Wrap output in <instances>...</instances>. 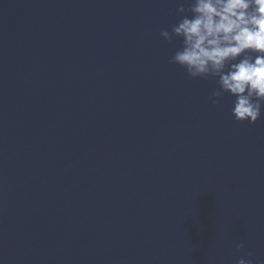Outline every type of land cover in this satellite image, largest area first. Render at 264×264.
<instances>
[{"label": "water", "instance_id": "water-1", "mask_svg": "<svg viewBox=\"0 0 264 264\" xmlns=\"http://www.w3.org/2000/svg\"><path fill=\"white\" fill-rule=\"evenodd\" d=\"M189 2L0 0V264H264V108L169 62Z\"/></svg>", "mask_w": 264, "mask_h": 264}, {"label": "clouds", "instance_id": "clouds-1", "mask_svg": "<svg viewBox=\"0 0 264 264\" xmlns=\"http://www.w3.org/2000/svg\"><path fill=\"white\" fill-rule=\"evenodd\" d=\"M176 11L181 19L160 32L170 43L182 42L169 62L190 78L214 79L212 103L228 94L234 119L255 123L264 108V0H190ZM236 264L253 261L241 257Z\"/></svg>", "mask_w": 264, "mask_h": 264}]
</instances>
